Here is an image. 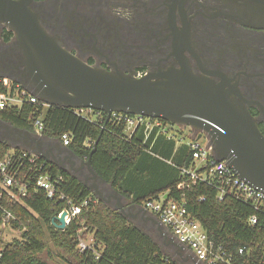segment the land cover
<instances>
[{
	"label": "trees",
	"instance_id": "1",
	"mask_svg": "<svg viewBox=\"0 0 264 264\" xmlns=\"http://www.w3.org/2000/svg\"><path fill=\"white\" fill-rule=\"evenodd\" d=\"M15 33L5 27L3 37L11 41ZM39 103H24L21 107L5 108L0 119L19 128L33 131L34 120L44 111ZM95 119L77 112V108L61 105L48 106L43 117L44 135L60 139L71 133L68 146L81 158L87 159L96 141L92 155L96 172L125 200V206H141L150 198L166 194L169 198L185 200L187 209L197 218L217 241L236 252L246 246L251 253L248 264H264V213L256 212L250 205L233 197L218 199V189L200 180H186L182 167L193 165L190 138H178L176 133L159 132L154 128L146 135L144 126L127 132L124 120L107 119L103 111H94ZM165 126L175 124L157 118ZM153 118V120H157ZM22 148H12L0 142V156ZM18 177L25 179L28 189L22 201L14 202L8 196L0 198L11 209L17 220L13 227L20 234L5 240V228H0V264H181L174 254L167 253L155 237L119 209L99 199L83 180L44 156L36 155V165L25 158ZM44 165L40 170V166ZM37 166V167H36ZM30 172L27 176L26 172ZM60 176V184L70 200L82 206L65 229H58L52 220L67 202L50 199L38 189L36 179L40 174ZM26 174V175H25ZM186 180L184 186L181 182ZM205 196L206 200H201ZM258 213L259 221L251 224L250 216ZM93 238L100 251L97 258L93 250L81 251L80 238Z\"/></svg>",
	"mask_w": 264,
	"mask_h": 264
},
{
	"label": "flooded vegetation",
	"instance_id": "2",
	"mask_svg": "<svg viewBox=\"0 0 264 264\" xmlns=\"http://www.w3.org/2000/svg\"><path fill=\"white\" fill-rule=\"evenodd\" d=\"M246 1L35 0L31 8L50 35L91 66L135 77L184 70L226 82L264 134V20ZM5 27L0 23V68L26 78L16 36L6 42ZM54 143L49 161L72 171L68 150Z\"/></svg>",
	"mask_w": 264,
	"mask_h": 264
},
{
	"label": "water",
	"instance_id": "3",
	"mask_svg": "<svg viewBox=\"0 0 264 264\" xmlns=\"http://www.w3.org/2000/svg\"><path fill=\"white\" fill-rule=\"evenodd\" d=\"M34 1L0 0V23L15 33L23 55L20 63L25 65L27 77L18 78L1 68L0 76L18 81L50 105L92 108L106 112L107 119L112 111L141 114L195 128L200 133L198 138L204 134L209 139L218 159L226 160L238 175L264 190V134L244 103L232 97L233 91L238 93L236 89L227 88L226 82L197 78L184 70L164 74L166 78L135 77L91 66L66 50L58 38L44 29L31 8ZM245 5L264 20V0H256L254 4L253 0L246 1ZM0 126L4 128L0 142L24 146L47 160H50L49 153L53 157L57 154L54 141L46 143L36 139L31 131L1 119ZM97 143L87 159L63 146L68 150L64 159L75 166L69 171L76 175V171L86 168L90 176L83 182L99 199L134 220L142 209L141 218L147 219L144 208L126 207L125 198L93 168L92 155ZM44 144L49 148L44 150ZM90 179L94 181L92 184L88 182ZM66 216V210L55 216L54 226L65 229Z\"/></svg>",
	"mask_w": 264,
	"mask_h": 264
},
{
	"label": "built area",
	"instance_id": "4",
	"mask_svg": "<svg viewBox=\"0 0 264 264\" xmlns=\"http://www.w3.org/2000/svg\"><path fill=\"white\" fill-rule=\"evenodd\" d=\"M26 102L39 103L44 108L50 106V104L41 100L39 96L23 87L18 81L0 76V112L7 107H21ZM94 111L96 110L92 108H77L79 114L88 118L92 117V119H95ZM43 117L44 111L35 118L33 124V131L39 138L45 137ZM109 119L124 120L128 133L144 126L146 135L150 134L154 128H158L159 132L170 130V136L175 134L172 131L173 124L169 123L165 126L161 120L157 118V120H153V117L141 114L112 111ZM3 130L4 128L0 126V133ZM188 136L190 137L188 144L193 150L194 163L190 167L181 168V173L187 177L186 180L206 182L218 189L219 200L233 197L244 204L250 205L256 212L264 213V190L238 175L226 160L218 159L208 138L207 144L202 145L199 141L200 138H198V132L195 136L190 134ZM59 140L64 146L68 147L72 141L71 133H63ZM36 155L40 154L23 149L19 154L14 150H10L5 155L0 156V198L8 196L14 202L22 201V198L27 194L28 186L25 179L28 180V178L18 177L19 167L23 166L22 161L25 158L36 165ZM43 166L41 165L39 169L41 170ZM29 173V171L26 172L27 176ZM186 180H183L180 186H184ZM63 181L64 179L60 176L54 178L51 174L45 173L38 176L36 186L38 189L43 190L48 198L67 202V206L58 215L66 210L68 224L81 213L82 206L74 204L60 190L59 186ZM201 200H206V197L202 196ZM141 207L147 211L151 218L159 222V229L165 243L174 248L180 261H188L192 264H248L250 249L242 246L236 252L229 251L227 246L217 241L213 234H210L203 224L192 216L187 209L185 200H176L169 198L166 194H160L144 201ZM258 213L250 216L251 224L258 223ZM16 220L17 215L5 206L3 201H0V228H5L6 233L8 230H12L20 234L21 231L15 229L12 225ZM4 239L6 240L5 236ZM78 246L81 251L93 250L96 257H100V251L95 248L92 237L89 239L80 238Z\"/></svg>",
	"mask_w": 264,
	"mask_h": 264
},
{
	"label": "rangeland",
	"instance_id": "5",
	"mask_svg": "<svg viewBox=\"0 0 264 264\" xmlns=\"http://www.w3.org/2000/svg\"><path fill=\"white\" fill-rule=\"evenodd\" d=\"M47 109H48V106L45 107L44 115L46 114ZM172 131L175 132L177 137L180 138V139L181 138H185V139L186 138H190L188 136V134H190L191 136H195L197 134V132H198V131L197 132L190 131L189 130V126L178 125V124H173ZM199 141H200V143L202 145H206L208 140H207V137L205 135H203V137H201ZM75 174L79 178H81L83 181H84V179H86L87 177L90 176V174H89V172L87 171L86 168L76 171ZM88 182H89V184H92L94 181L90 179ZM127 201L128 200H125V202H127ZM113 203L116 205V199L114 200ZM140 215L141 214H139V216ZM138 219H140V220L138 221ZM138 219L134 220L131 217V220L134 223H136L137 225L141 226L146 231L150 232L167 253H171V254H174V256H176L174 248H172L170 245L165 243V240H164V238L162 236V233H161V231L159 229V225H157L152 220L144 221L143 219H141V217H138ZM17 236H19V234L14 232V231H12V230L11 231L8 230L7 233H5L6 240H12L14 237H17ZM89 238H91V235H90ZM177 259L180 261V259L178 257H177ZM180 262H181V264H192V263H190L188 261H182L181 260Z\"/></svg>",
	"mask_w": 264,
	"mask_h": 264
},
{
	"label": "crops",
	"instance_id": "6",
	"mask_svg": "<svg viewBox=\"0 0 264 264\" xmlns=\"http://www.w3.org/2000/svg\"><path fill=\"white\" fill-rule=\"evenodd\" d=\"M31 133L36 137V139H40V140H43L44 142H46V143H48V142H50V141H54V139H52V138H48V137H43V138H39L38 136H36V134L34 133V131H31ZM63 145V144H62ZM47 146H49L48 144H44V145H42V147L44 148H46ZM64 146V145H63ZM12 148H16V147H20V148H22V149H26V150H28L27 148H25L24 146H21V145H17V146H11ZM45 148H44V150H45ZM49 147H47V149H48ZM49 156H52V154H50L49 153ZM126 204H127V202H125ZM131 206V205H130ZM129 205L127 206V207H130ZM140 207V206H139ZM141 208V207H140ZM132 212H136V210H132ZM143 212V210L141 209V213ZM140 213V214H141ZM139 215V214H138ZM147 216V219L146 218H141V219H143L144 221H147V220H152L151 219V217L148 215V214H146ZM141 216H144V215H140L139 217H141ZM136 219H138V218H136ZM140 219H138V221H139ZM157 224V223H156ZM157 225H159L160 226V224L158 223Z\"/></svg>",
	"mask_w": 264,
	"mask_h": 264
}]
</instances>
